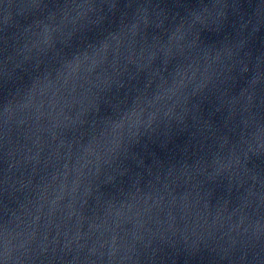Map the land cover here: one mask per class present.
Listing matches in <instances>:
<instances>
[{"label": "clouds", "instance_id": "1", "mask_svg": "<svg viewBox=\"0 0 264 264\" xmlns=\"http://www.w3.org/2000/svg\"><path fill=\"white\" fill-rule=\"evenodd\" d=\"M237 3L242 5V0H237ZM160 72L161 75H164L168 72V66L164 65L161 69L158 70ZM150 86V85H149ZM138 92V89L136 90ZM138 96L134 97L132 99V103L135 104L137 102ZM139 142V140H137V143Z\"/></svg>", "mask_w": 264, "mask_h": 264}]
</instances>
